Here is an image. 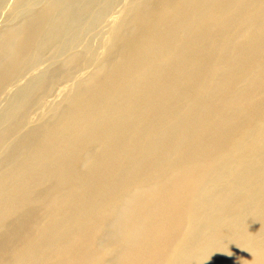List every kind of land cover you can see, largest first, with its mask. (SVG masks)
<instances>
[{
    "label": "bare ground",
    "instance_id": "6f19581e",
    "mask_svg": "<svg viewBox=\"0 0 264 264\" xmlns=\"http://www.w3.org/2000/svg\"><path fill=\"white\" fill-rule=\"evenodd\" d=\"M115 2H11L0 264H264V0Z\"/></svg>",
    "mask_w": 264,
    "mask_h": 264
},
{
    "label": "rangeland",
    "instance_id": "374dc122",
    "mask_svg": "<svg viewBox=\"0 0 264 264\" xmlns=\"http://www.w3.org/2000/svg\"><path fill=\"white\" fill-rule=\"evenodd\" d=\"M12 1L13 0H7L6 3H4L0 8V29L3 27L4 24H6L7 17L10 16V12H11V8H12V3H11ZM129 1L130 0H116L115 4L110 6V8H111V9H109L110 11L107 12L108 14H107L106 21H103L102 23H100L98 25L97 29L95 30V32L87 34L88 36L86 35V41L89 44L88 45V54L87 53L84 54L86 59H90V58H92V56L94 58L100 59V57L102 58V55L104 56L105 51H106V47L109 43L110 29L114 26V24L112 23V20L117 21L118 18L122 17V13L125 10L124 8H125V6L128 5ZM103 24H107V26L105 27ZM99 29H100V31H99ZM102 30H103V32H102ZM93 33H95V34H93ZM90 68L91 67H89L88 69L82 70L80 73L76 74L72 79H70L68 81L59 82L60 85L57 87L56 90H54L55 92H53V93H56V94H55L54 98L53 97L51 98L50 104L49 103L48 104L47 103L42 104V107L40 106L41 108H39V110L35 109L36 111L34 110V108H35L34 107L28 114V119H29V120L27 119L28 123L30 125L34 124V123L37 124L40 121V119L46 117V114H45L47 112L46 110H48L52 105L60 103L63 100L64 96L68 94V92L69 93H70V91L72 92L74 90L75 81L78 78H84L87 74H89L90 71H92V68L91 69ZM42 69H45L44 64H40L37 67V69H34L31 72V74L34 75L39 70H42ZM88 70H89V72H88ZM64 93H65V95H64ZM60 94H61V96H60ZM57 99H59L58 102H57ZM4 104H5V99H1L0 111L3 109ZM33 120H35V121H33Z\"/></svg>",
    "mask_w": 264,
    "mask_h": 264
}]
</instances>
